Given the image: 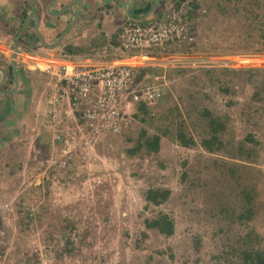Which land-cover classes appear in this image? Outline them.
<instances>
[{
    "label": "rangeland",
    "instance_id": "374dc122",
    "mask_svg": "<svg viewBox=\"0 0 264 264\" xmlns=\"http://www.w3.org/2000/svg\"><path fill=\"white\" fill-rule=\"evenodd\" d=\"M202 1L205 7L195 32L200 57L206 60H198L194 69H173L184 74L152 109V127L137 120L129 134L113 140L114 151L127 155L124 163H106L103 157L101 165L87 163L86 168L68 172L48 169L47 143L41 155L33 156L24 143L20 150L2 151L0 175L6 186L1 202L11 211L5 209L2 218L0 264H230L224 252L249 228L260 235L264 249V0ZM158 12L150 20H160ZM255 12L257 21L252 20ZM255 55L263 56L261 62L250 61L259 66L243 68ZM220 68L240 73L235 79L226 75L221 84L215 78L211 84L205 71ZM220 73L214 71L215 77ZM221 87L231 91L225 93ZM41 92L42 101L32 104L39 113L31 128L49 140V107ZM56 106L60 110L62 104ZM168 109L186 123L198 146L184 148L169 136L163 137L158 154L129 157L127 150L143 130L154 134L156 127L176 129L175 116L161 117ZM206 111L227 125L222 134L225 147L216 153L200 145L210 132ZM237 167L238 174L232 173ZM245 183H257L262 192L259 215L249 228L221 212L235 207L238 187ZM149 188L168 189L172 195L162 206L148 207ZM31 205L36 207L35 216L25 226ZM159 213L174 219V236L146 229L145 220ZM68 242L71 253L59 257Z\"/></svg>",
    "mask_w": 264,
    "mask_h": 264
},
{
    "label": "built area",
    "instance_id": "2783aa9c",
    "mask_svg": "<svg viewBox=\"0 0 264 264\" xmlns=\"http://www.w3.org/2000/svg\"><path fill=\"white\" fill-rule=\"evenodd\" d=\"M183 15V9L172 5L160 20H124L116 38L126 56H115L112 60L79 58L66 53L36 55L38 68L44 67L51 80L48 169L72 171L76 159L81 169L88 167L87 163L91 167L101 165L103 157L106 163H124L127 159L124 154L119 157L112 154L113 140L132 131L140 105L152 112L173 84L167 74L147 73L139 78V72L155 64L167 69H194L203 58L197 47V35ZM262 58L250 57L242 67H258L250 61L261 62ZM57 103L62 104L60 110ZM95 182L102 184L101 180ZM3 208L11 211L9 204ZM26 212L34 218L36 207L31 205Z\"/></svg>",
    "mask_w": 264,
    "mask_h": 264
},
{
    "label": "flooded vegetation",
    "instance_id": "af4514ba",
    "mask_svg": "<svg viewBox=\"0 0 264 264\" xmlns=\"http://www.w3.org/2000/svg\"><path fill=\"white\" fill-rule=\"evenodd\" d=\"M9 1L13 6H10L11 11L7 13L5 4L0 0L2 10L0 12V157L6 147L20 150L24 143L26 149L28 147L30 150L32 147H37L39 143L42 146L44 138L37 135L35 129L31 128V125L36 122L34 117L39 113L38 110L35 112L32 109V104L42 101L38 95V92L42 91L44 105H48L51 80L48 73L44 71V67L40 65V69L38 68L37 64L39 65V63L36 55L44 56L47 55L46 53L50 54L54 51L48 47L56 44L61 34L70 27H73L74 33H78L87 3L85 0H46L45 18L42 23H49L46 26L49 36L45 37L43 29L36 23V17H40L41 21L39 13L41 7L35 9V0ZM115 1L116 5L112 3ZM128 1L129 6H132L130 13L133 16L140 14L137 18L147 12H141V10L151 6L148 5L144 9L138 10L134 5L141 3L140 0H137L133 5L134 0ZM100 2L102 3L99 6L93 3L90 6L93 9L103 8L106 11L111 9L110 16L117 18L118 15L114 7H120L121 0H100ZM59 3L62 5L56 12L57 15L52 16L53 14L47 11L48 6L52 4L53 10ZM122 9L123 13L120 18L129 19L128 12L125 8ZM99 14L98 11L94 16L99 17ZM62 26H64L63 29H61ZM52 41L53 43H51ZM34 65L35 68H33ZM33 94H36V97Z\"/></svg>",
    "mask_w": 264,
    "mask_h": 264
},
{
    "label": "trees",
    "instance_id": "16d2710c",
    "mask_svg": "<svg viewBox=\"0 0 264 264\" xmlns=\"http://www.w3.org/2000/svg\"><path fill=\"white\" fill-rule=\"evenodd\" d=\"M187 2L188 0H175L173 2V5L177 9H183V11H188V13L186 15L184 14L183 17L189 24V22H192L193 20H196L199 17L198 11L201 9V3L198 1L196 2L195 0L192 5L189 2L188 5L184 6ZM257 5H260L259 1ZM150 8L151 6L147 7L144 10H141V12H146ZM257 16H259L258 13H253L252 20L257 21ZM189 26L192 32L195 33L196 25H194V27H192L193 25ZM117 43L118 42H116L115 47H117ZM64 52L66 54L77 55V53L82 52V49L79 47H68ZM214 71L221 73L220 75L215 77ZM178 72L183 73L184 70H179ZM147 73H153V70L142 69L139 78H142ZM205 73L207 74L211 84L215 83V78H218V81L221 84L223 78L227 79L226 75H229L230 77H233L232 79H235L234 77L237 75V73H240V71L238 69L232 70L229 68H220L215 70L207 69ZM221 88L225 93H229L231 91L229 87ZM205 114L206 116H209L207 119L210 132H205L208 133V136L202 137L200 145L208 153H216L218 151L223 150L225 147L222 134L226 131L227 125L221 118L211 116L209 111H206ZM174 116L176 119L177 116L175 115L173 109H168L165 114L163 113L161 115V117L166 120H169L171 117ZM135 118L143 124L152 127L155 116H152V112L147 108V106L142 104L140 105L139 113L136 114ZM172 128V125H167V127H156V132L154 134H150L147 130H143L141 135L137 139L136 145L133 148L127 150L128 156H135L139 153H144L147 155L158 154L162 149L161 142L163 137L169 136L172 138V140L179 143V145L184 148L198 146L195 136L186 126V123L184 121H178V119H176V129L174 130ZM248 140L252 142L254 139L250 136L248 137ZM112 154L116 157H119L121 154H124L127 158L126 153L123 152L117 153L114 151V153ZM74 162L72 163L75 166L74 170H81V164L79 160L76 159ZM18 166L21 168V165ZM231 170L232 173L238 174L239 167L233 168ZM68 172L73 171L69 170ZM257 185V183H245L238 187L239 193L237 196L239 197V200L235 204V207L227 206L225 208H222L221 210V212L226 215L227 220L237 222L243 227H250V225L256 220L257 216L259 215L260 206H262V199L260 197L262 192L260 188L257 187ZM171 195L172 192L168 189L149 188L145 193V201L148 204V207H160L169 201ZM26 216L27 222H24L25 226L29 224L28 222H30V220H33V217H31L28 213L26 214ZM145 226L147 230H156L160 235H163L166 238L172 237L176 233V224L174 219L170 215L165 213H159L155 217L147 218L145 220ZM143 237L146 238L147 233H144ZM262 242L263 241L260 235L257 234L254 229L249 228L246 232L240 234L236 238L234 246H232L230 250L224 252L225 259L230 264H264V249H262L261 247ZM71 248L72 244L71 242H68L66 248L59 252V257H62V255L65 253H71ZM234 258L236 260H233Z\"/></svg>",
    "mask_w": 264,
    "mask_h": 264
},
{
    "label": "crops",
    "instance_id": "0c3cea01",
    "mask_svg": "<svg viewBox=\"0 0 264 264\" xmlns=\"http://www.w3.org/2000/svg\"><path fill=\"white\" fill-rule=\"evenodd\" d=\"M137 0H134L132 2V5L136 2ZM175 0H140L141 3H139L138 5H134V7H136L138 10L144 9V7L148 6V5H155L156 3L160 4V6L157 8L156 11L159 10L158 14L163 17V15L167 12V9L173 5V2ZM195 0H188V2L184 5H188V3L190 2L191 5L192 3H194ZM200 2L201 5V9H203L205 7L204 1L202 0H196V2ZM2 2L5 4V10L6 12H10V6L12 5V2H10L9 0H2ZM65 2V1H63ZM61 2V3H63ZM87 2V3H86ZM121 4L120 7L116 8L117 6L114 7L116 14L118 15L117 18L116 17H112L110 16L111 13V9L109 11L104 10L103 8H97V9H93L90 4L93 3L94 5L99 6L102 2H100V0H85V15L83 16V20L81 22V26L78 29V33H74L75 30H72L73 27H70L66 32H63L59 38V40L57 41L56 44L57 47L56 49H52L54 51H52L50 54L52 55H62L63 53H65L64 51H66V48L68 47H79L82 49V52L77 53L79 58H88L91 57L95 60L101 59V60H112L113 58H116L115 56H126L125 53H123L119 47V44L117 43V47H115L116 42H117V30L119 28V25L126 19H122L120 18L122 16L123 13V9L125 8V10L128 12V18H130L129 16V12L132 11V6H129V1L127 2V0H121ZM35 4V9H37L39 6L41 7L39 10L40 16H41V21L39 23L40 27L43 29V34L45 35V37L49 36V32H46L47 28L46 26H48L47 24L49 23H42L44 17V12H45V7L47 6V1L46 0H35L34 1ZM61 3H59L53 10H52V4H50L47 8V11L51 14H53L52 16L57 15V11H59L60 6L62 5ZM115 3V5L117 4L116 1L112 2ZM64 4V3H63ZM92 5V4H91ZM201 9L198 11V14L200 13ZM1 8H0V12H1ZM99 11V17L98 16H94L98 13ZM156 11L150 15L146 20H150V17L153 16ZM34 12V11H32ZM184 14L186 15L188 13L187 10L183 11ZM50 14V15H51ZM132 15V14H131ZM140 14L137 15H132L133 17H137ZM142 16V15H141ZM94 17V18H93ZM199 18V17H198ZM40 19V17H39ZM152 20V19H151ZM143 22V21H142ZM65 24V23H64ZM197 24V19L193 20L192 22H189V25H193L192 27H194V25ZM73 26V25H72ZM64 26H62L61 29H63ZM45 29V30H44ZM40 31V30H39ZM38 31V32H39ZM65 31V30H64ZM196 33V32H195ZM77 35V36H76ZM53 43V41L51 42ZM53 44V45H56ZM62 44V45H61ZM59 48V50H57ZM47 55H49V53H46ZM163 63V62H162ZM156 66L154 67H150L149 69L153 70L152 74L155 75H168L171 76L170 78L173 79V84L175 85L178 81H180L182 78L181 76H183V73L178 72L179 70L173 71V68H166L167 66H161L158 64H155ZM164 65V64H163ZM148 69V68H147ZM186 69V68H185ZM141 72V71H140ZM139 72V73H140ZM170 89L168 91H166V93H169ZM35 132H38L35 130ZM44 142H46V139H43ZM49 142H47L48 144ZM46 144V143H45ZM45 144L43 143L42 146H45ZM36 145V144H35ZM39 143V145L37 144V147H32V149H30V153L34 154H38L39 151H41V147H42ZM46 147L49 148V145H47ZM0 174H3L2 169H0ZM6 186V181L5 179L2 181L1 179V175H0V232H2L4 230V224L5 221L2 218H5V211H4V204L1 202L4 199H1L2 197V193L4 192Z\"/></svg>",
    "mask_w": 264,
    "mask_h": 264
},
{
    "label": "water",
    "instance_id": "95a60500",
    "mask_svg": "<svg viewBox=\"0 0 264 264\" xmlns=\"http://www.w3.org/2000/svg\"><path fill=\"white\" fill-rule=\"evenodd\" d=\"M160 6V4L156 3L155 5H153L145 14H143L141 17L137 18V17H133L131 15V13L129 12V16L132 20L134 21H138V22H142L144 20H146L150 15H152L156 10L157 8ZM36 19V23H37V26L39 25L40 23V20L38 17L35 18ZM40 34V33H39ZM58 44L56 45H52V46H49L48 48L50 49H56ZM46 46V45H45Z\"/></svg>",
    "mask_w": 264,
    "mask_h": 264
},
{
    "label": "clouds",
    "instance_id": "9594fccd",
    "mask_svg": "<svg viewBox=\"0 0 264 264\" xmlns=\"http://www.w3.org/2000/svg\"><path fill=\"white\" fill-rule=\"evenodd\" d=\"M149 69V68H148ZM173 70V69H172ZM149 74H152V73H149ZM173 80V79H172Z\"/></svg>",
    "mask_w": 264,
    "mask_h": 264
}]
</instances>
